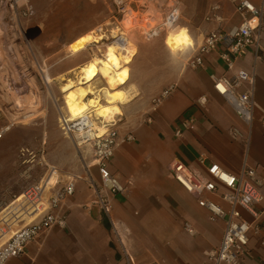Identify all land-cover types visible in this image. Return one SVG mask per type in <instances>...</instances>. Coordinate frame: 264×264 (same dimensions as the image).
Listing matches in <instances>:
<instances>
[{"label":"crops","instance_id":"1","mask_svg":"<svg viewBox=\"0 0 264 264\" xmlns=\"http://www.w3.org/2000/svg\"><path fill=\"white\" fill-rule=\"evenodd\" d=\"M252 1L260 4V0ZM212 2L181 0L178 3L179 11L182 9L183 12L181 22L191 30L196 42L211 31L230 30L241 23L240 15L229 0L221 1L219 13L223 17L222 21H208L206 17L205 21L203 11L208 9L209 12ZM170 34L179 43L175 51L189 42L188 37L177 34L175 28L168 32L166 40ZM82 35L75 34L69 45ZM262 41L264 45V36ZM261 57L256 64V99L264 108V52ZM253 59V53H249L247 59L238 62L237 68L249 69ZM204 61V67L198 69L179 61V70L172 82L176 90L159 104L160 110L153 115V122L140 123L134 131L136 141L122 142L117 147L110 170L124 183L130 184L126 193L112 198L109 214L93 204L94 190L87 180L90 174L99 181L98 168L84 170L76 166L73 171L80 179L76 183L75 194L65 204L67 226L50 229L31 242L22 256L12 257L5 264H122L124 249L139 264L155 261L160 264H212L208 252L219 245L224 221L209 220L208 211L168 171L170 163L177 158L205 172L199 160L203 155L207 164L216 162L233 173H237L243 163L244 145L232 139L229 129L232 126L244 129L245 125L215 92L210 79L213 73H226V67L217 51L206 55ZM93 64L94 59L85 64L74 59L64 63L56 75L60 77L73 71L77 73L81 66ZM150 71L154 72L155 69ZM95 81L92 84L96 90ZM153 91H159V87ZM117 95L116 101H128L123 97L124 94L118 92ZM202 95L208 97L205 107L197 104ZM98 96L102 102L99 93ZM107 99L110 101V98ZM109 101L102 103L104 108H91L96 109L95 112L102 117V112L110 105ZM67 109L75 115L69 105ZM188 115L196 117L195 127L182 137H175V125ZM50 128L40 132L39 147L35 149L44 158L61 155L62 148L58 143L64 139V133ZM10 130L12 127L7 133ZM129 130V127L118 130L119 136L124 137ZM7 133L3 138H7ZM248 160L252 166L264 172V125L260 113L254 121ZM29 184L24 187L14 183L3 191L6 196L18 197ZM216 201L224 204L217 197ZM245 216L252 220L247 213ZM186 223L194 227L196 234L192 235L186 230ZM261 241H264V232L259 237L251 238V256L246 258L245 264H264V244Z\"/></svg>","mask_w":264,"mask_h":264},{"label":"built area","instance_id":"2","mask_svg":"<svg viewBox=\"0 0 264 264\" xmlns=\"http://www.w3.org/2000/svg\"><path fill=\"white\" fill-rule=\"evenodd\" d=\"M21 1H24L20 4ZM181 0H172L173 6L164 18V26L171 27L180 19L178 3ZM221 1L213 0L210 5L206 20L222 21L220 15ZM235 11L241 17V23L230 30H214L209 32L203 42L195 49V54L190 58V65L202 68L205 56L217 51L219 59L226 67V73L217 75L213 73L210 79L213 89L233 109L237 117L244 123L245 128L232 126L229 129L233 140L244 145V159L237 173L230 172L216 162L206 163L203 155L199 160L205 167V172L193 167L181 159H174L168 171L184 189L196 197L198 204L208 211L209 220L224 221V230L218 246L208 252L212 264H245L247 257L251 256L249 243L252 237H259L264 232V172L249 163L248 155L252 142L253 125L258 113L264 125V108L256 99V64L264 52V0L260 4L252 0H229ZM10 8L19 17H29L34 11L28 0H8ZM118 6H124V0L116 1ZM120 8V7H119ZM253 53L254 59L249 69L237 68L240 60L247 59ZM176 90L175 85L167 87L159 97L153 99L156 107ZM208 97L202 95L197 104L205 107ZM156 107L154 110H156ZM153 116L146 119L152 123ZM98 120L91 111H86L78 116H71L68 111L60 112L59 125L63 133L74 141L77 147L87 145L92 149L96 165L99 170L97 182L90 174L88 183L94 190L93 204L104 213L109 214L112 198L128 191L130 182L124 183L110 170V163L117 147L122 142L136 141V135L130 131L124 137L119 136L116 120L105 122V131L100 133L95 128ZM196 117L188 115L179 120L174 127V136L179 138L188 130L195 127ZM10 126L0 130V139L9 130ZM18 157L24 174H28L37 165H44L45 158L38 151L29 147H21ZM46 172L38 182L30 183L24 192L6 207L12 206L9 211V220L0 225V240L7 237L0 245V264L12 257H20L26 252V247L36 241L43 234L54 227L65 228L68 222V213L65 204L68 198L76 191V183L80 179L75 174H67L60 178L59 170L54 165L45 164ZM31 177V174H28ZM47 193L49 195H47ZM219 198L224 204L216 201ZM16 202H19L17 205ZM3 205V202L0 203ZM262 206L261 208H259ZM39 215L36 219L13 229L16 220L24 221L28 212L36 210ZM252 220L246 218L245 214ZM12 220V221H10ZM186 230L194 235L196 230L190 223L185 224ZM264 244V241H261ZM122 264L136 263L126 249L123 250ZM143 264H160L150 262ZM257 264H262L258 262Z\"/></svg>","mask_w":264,"mask_h":264},{"label":"rangeland","instance_id":"3","mask_svg":"<svg viewBox=\"0 0 264 264\" xmlns=\"http://www.w3.org/2000/svg\"><path fill=\"white\" fill-rule=\"evenodd\" d=\"M116 1L28 0L34 13L29 17H19L10 8L8 0H0V130L12 127V130L6 132L7 138L0 139V203L3 202L0 205L1 226L9 220L8 213L13 209L12 206H6L14 197L6 196L3 191L9 185L16 183L25 187L28 183L38 182L47 170L45 164L56 165L60 178L67 174L77 175L73 171L76 166L84 170L98 168L92 149L87 145L77 147L64 134V139L58 143L62 148L61 155L45 157L44 165H37L29 171L31 177L24 174L20 165L19 149H37L40 132L52 127L50 129L63 133L59 115L61 111L67 112V104L65 93L61 91L64 82L60 81L56 72L64 63L79 59L85 64L112 48L111 45L118 38L116 36L122 33L120 37L128 36L136 48L135 56L129 64L130 80L120 89L128 101L112 103L122 107V113L115 117L116 128L120 130L129 127L134 133L140 123L147 124L146 119L159 112L160 106L156 107L153 99L172 85L179 70V61L190 64L188 58L194 56L195 49L203 40L201 38L196 42L191 30L184 27L181 19L171 27L164 26L165 15L173 6L172 0H124V6H118ZM128 9H131V19L135 22L133 27L126 26L123 21ZM203 12L205 20L208 9ZM135 13L138 23L154 27L148 31L140 28L134 20ZM182 15L181 9L180 18ZM99 25H103L107 35L101 42L85 47L78 38L69 45L75 34L87 33ZM174 28L177 34H184L189 39L188 44L181 45L178 51L175 50L179 43L173 35L170 34L166 40L168 32ZM75 72L65 76L76 80ZM46 74L53 78L52 82L45 81ZM94 86L103 99L100 103H107L109 100L104 95L107 89L105 80L98 78ZM158 87L159 91H153ZM92 114L97 117L94 112ZM38 215L37 209L28 212L24 221L14 222L13 229L22 227ZM6 239L0 240V245Z\"/></svg>","mask_w":264,"mask_h":264},{"label":"bare ground","instance_id":"4","mask_svg":"<svg viewBox=\"0 0 264 264\" xmlns=\"http://www.w3.org/2000/svg\"><path fill=\"white\" fill-rule=\"evenodd\" d=\"M134 20H136V24L145 31H148L151 29V27H154H149L147 25L143 26L141 25L144 24L143 22L138 23L139 19L137 18L136 13L134 15ZM123 21L128 27H133L135 25V22H133L131 19V9H128ZM121 35L115 37L118 38L111 45L112 48L106 50L102 56H97L94 58V65L81 66L80 70L77 73L75 72L77 75L76 80L67 78L65 75L60 76V81L64 82L61 88V91L65 93L64 99L67 105H69L70 108L75 111V115H73L69 109H67L68 113H70L71 116H78L88 111V109L89 111L94 112L97 116V119L100 120L97 123H94L95 128H99L100 133L105 131V122L111 121V119H113L117 114L122 113L121 106L117 105L116 103H112L113 101H116L118 92L124 94L123 97L127 98L126 94L121 92L120 89L124 85H127L130 80L131 71L129 69V64L132 62L135 56L136 48L129 40L128 36L120 37ZM106 37L107 35L104 32L103 25H99L96 29L84 33L80 37V41L85 47H88L92 43L94 44L101 42ZM98 78H103L105 80V83L107 84L106 96L110 98V105L108 106L107 110L102 112L103 118L95 112L96 109L91 108H104V106L100 103L101 99L99 98L98 93L93 88L92 84L93 81ZM45 81L47 83L52 82L53 78L49 74H46ZM122 102L123 101H121V103ZM28 116L30 115H27V117Z\"/></svg>","mask_w":264,"mask_h":264}]
</instances>
